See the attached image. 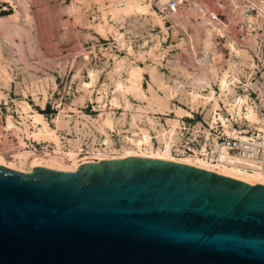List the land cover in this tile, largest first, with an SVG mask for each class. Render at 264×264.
Returning a JSON list of instances; mask_svg holds the SVG:
<instances>
[{
	"label": "water",
	"instance_id": "1",
	"mask_svg": "<svg viewBox=\"0 0 264 264\" xmlns=\"http://www.w3.org/2000/svg\"><path fill=\"white\" fill-rule=\"evenodd\" d=\"M0 264H264V184L141 156L0 165Z\"/></svg>",
	"mask_w": 264,
	"mask_h": 264
},
{
	"label": "built area",
	"instance_id": "2",
	"mask_svg": "<svg viewBox=\"0 0 264 264\" xmlns=\"http://www.w3.org/2000/svg\"><path fill=\"white\" fill-rule=\"evenodd\" d=\"M147 1L152 12L161 18L163 27L143 21L142 15L122 17L119 24L120 28L128 27L136 32L137 36L131 34L135 36L132 41L141 45L140 49L147 47L152 52L144 54V61L147 60L150 66L162 73L167 84L176 88L177 92L169 99L172 109L165 113L149 112L153 122L150 123L144 117L137 121L138 126L134 128V132L128 130L130 124L127 115L123 125L107 128L108 138L111 140L109 146L104 141L106 135L96 130L89 121L90 129L84 128L83 132L89 130L90 134L76 133L73 129L70 133L62 130L60 138L65 148L69 147L67 139L78 140L75 150L79 158H86L81 164L119 159L116 156L121 153L122 144L136 149V144L127 140L134 138L136 142L142 141L141 150L167 157L162 160L180 162L190 159L264 179V0ZM8 5L13 6L9 0H0V11L8 10ZM140 34L143 35L140 37ZM53 60L57 63L54 69H38L40 72H33L37 76L39 73L41 76L52 77V82L45 88L49 95L47 94L44 105L35 103L30 85H24L21 92L19 89L20 94L13 91L14 98L10 97L9 87L7 96L0 98V147L10 145L11 148L7 151L18 148L19 135L23 136L25 142L22 149L53 151L52 143L36 141L18 133L14 127L7 126L6 120L10 116L15 125L22 126L15 101L24 100L31 107H39L42 111L54 110L57 114L65 108L58 110L65 95L58 91L56 81L60 78L61 82L69 76L75 56L66 58L65 55H56ZM59 64L71 67L59 68ZM85 72L84 75L79 73L81 76L75 78L79 80L78 83L73 78L75 74H72L71 79L74 81L70 80L63 87L66 96L70 92L74 97V92L81 93L78 86L90 81L89 71ZM145 75L149 80L148 73H144L143 86ZM83 76L88 80H81ZM103 76L106 73L100 71L92 91L93 99L85 101L86 107H90L89 111L97 112L96 117L105 110L119 118L123 108L110 106V93L103 99L106 101L104 106L94 100L99 94L96 89L101 85L100 81H108L107 76L106 79ZM12 82L14 81H10L9 86ZM109 87L112 89V86ZM4 89L6 87L0 86V91L4 92ZM37 95L39 97L41 94ZM129 97L134 105L139 103ZM192 99H195L194 102ZM72 104L73 102L67 105L71 108L67 109L65 115V118L72 117L71 126L81 114L92 118V114L84 113L78 107L72 109ZM175 107L181 108L185 113L177 115ZM172 121L176 123L172 124ZM48 122L51 127H55L53 118ZM140 128L147 130L146 141L138 140L143 138ZM29 129L32 130L33 127L29 126ZM106 148L110 158H88Z\"/></svg>",
	"mask_w": 264,
	"mask_h": 264
},
{
	"label": "rangeland",
	"instance_id": "3",
	"mask_svg": "<svg viewBox=\"0 0 264 264\" xmlns=\"http://www.w3.org/2000/svg\"><path fill=\"white\" fill-rule=\"evenodd\" d=\"M9 1L13 6L10 7L8 5L9 8L8 10L0 11V68H1L0 79L2 80L5 79V81L0 80V86L6 87V89H4V92L0 91V98L7 96L9 87L11 89L10 97L14 98L15 97L14 92L20 94V92L22 91L21 89L24 85L25 86L30 85V87L33 89L35 103H37L38 105H44L45 103L44 100H46L44 99V94L45 92L46 94H48L45 88L50 82H52V77L41 76L39 75V73H37L38 74L37 76L33 72H36L38 69L40 71L44 69H54L57 63L53 60V58L56 57V55H65L66 58L67 57L72 58L75 56V60L73 61L74 64L72 66L69 76L67 77L65 76L66 78H64L61 82H60V78H58V80L56 81V83H58V91L62 95H65V98H63V100L61 101V107L58 108V110L59 109L61 110L63 109V107H65L62 111H60L58 114L57 111L50 109H46L45 111H42L40 110L39 107H31L30 104L24 100L15 101L17 106L16 110L18 111L19 116L21 118L22 126L15 125L10 116H7V126L10 128L14 127L21 134H25L26 132H29L30 131L29 126H32L34 129V133L31 134V137L34 138V134L38 131V129L42 128V125L40 124L39 125L32 124L34 120H32L31 117L34 116V113H39V114L43 113L45 116L43 114L41 115L47 117L48 120L53 118V123L55 124V127H51L48 120H46V118L45 120L48 123L52 132L53 131L54 133L56 132L58 137H59L58 131L71 130L70 118L72 117L67 116L65 118V115L67 114L66 113L67 109L71 108L68 107L67 105H71L72 102H73L72 109H75L74 107H78L79 109H82L84 113L92 114V118L89 116L85 117V114H81L80 115L81 117L84 116L83 118H87V119L91 118L97 122L99 116L103 112H101L98 115V117H96L97 112L89 111L90 107H86L87 102L85 101H87L88 99H93L91 95L94 86L97 83V79L100 71H102L103 74L106 73L108 81L107 82L105 80L100 81V83L101 82L102 83L96 89L99 94L96 97H94V100H96L97 102H99L100 98L105 95L104 94L105 92L106 94L108 93L111 94V101H112V98L115 96L114 92L117 89L116 85H118L121 82L123 83V85H125L132 80L133 72H132L131 64L134 67L138 66L141 68H145L147 65L152 69L155 68L153 66H150L148 64V61L147 60L144 61L143 58L145 57L144 54L145 53L150 54L151 50L148 51L147 47L144 49H140L141 45H138V43L136 42L134 43L132 41V39L135 36H137L135 35L136 32L133 29H129L128 27H125L124 29L120 28L119 21L122 19V17H126V16L132 17L134 15H141V14H137V13L131 15L122 14L120 15V17L119 16L115 17L114 12L112 11L113 13H111L109 11L111 5L109 3H111L110 1L112 0H98L97 2H95L94 0L93 1L85 0L86 2H84L83 0H78V1L77 0H9ZM145 1H146L145 4L150 6V3L147 0ZM113 7L114 5L111 6L112 10L114 9ZM105 14L107 15L106 16L107 18L104 17ZM143 14H142L144 18L143 21L150 22L155 25H160V24L162 25V21L159 16L155 14H153L154 15L153 16L152 13H147V15H145V13ZM157 19L159 20L158 22ZM110 27L111 30H109ZM161 27H163V25ZM104 28H106V30ZM98 29L100 30V33L102 29L105 30L106 33L104 31V33L103 34L101 33L102 34L101 35ZM131 34H134L135 36ZM142 35L143 34H140V37ZM119 37H121V39ZM128 49L129 51L133 50L134 53L133 54L129 53ZM138 53L139 55L140 54L142 55L140 56L141 59L139 55H137ZM66 60L69 59H65V61ZM123 61H126V65H127L126 69H124L122 72H117L119 64ZM69 62H72V60H69ZM62 67L70 68L71 66L70 65L63 66V64H59V68ZM85 71H89L90 81L87 83L80 84L78 86V90L81 91V93H78V91H76V93L74 92L75 95L74 97L70 92L69 96H66L65 89L63 87L65 85L67 86L70 80L74 81L75 78H79L81 76L79 73L84 75L86 73ZM30 72L32 74H30ZM13 73H15L16 75L14 76ZM157 73L159 75L160 80L162 81V82L160 81V83H162L160 86L162 89L160 87L155 86L156 88L155 90L159 97H165L169 91L166 87L165 82L163 81L164 79L162 77V74L159 71H157ZM72 74H75L73 76L74 79H71ZM92 74L93 76H95L96 79V80L94 79V82L91 77ZM106 76H103V78L106 79ZM143 77H144V73H143ZM145 78L146 79H144V88L148 89L150 83H152L150 81L151 77L149 75V80H148L147 76L145 75ZM12 80L14 82H12L11 86H9V83ZM81 80H88V79H86V76H83ZM75 81L77 83L79 82V80L77 79H75ZM14 84L16 85V87ZM109 86H112V89H109L110 88ZM73 88L75 89L76 87ZM103 90L104 91L107 90V91L103 92ZM38 93L41 94L42 96L39 95L38 97L37 95ZM93 96H95V94ZM103 99H101L100 103L103 102ZM127 100L130 103H132L130 97H128V99H125L124 97L123 100L121 98L120 102L117 104L116 107H122L125 110L126 108L124 107H126ZM137 101L140 103L139 100ZM24 102L25 104H28L31 107L27 112L25 110L23 111L25 106V104H23ZM139 105L142 104L140 103ZM136 108L132 110L130 109L131 111L127 109L125 110V112L130 111L133 118V116L136 115L134 114ZM55 114L57 115L55 116ZM103 114L107 115L108 113H103ZM110 115L113 117L112 114ZM114 119L116 120V118ZM59 120H61L62 123L59 122ZM94 120L93 122L97 124L98 130L104 133L103 131H101L99 123H96ZM36 141H45V140H36ZM22 143L24 142L22 141L21 144ZM9 148H11L10 145H3V147H0V153L4 152V154H6L9 152L13 153V151H15L13 149L12 151L8 150L9 151L8 152L7 149ZM20 150L21 148L18 145L17 151ZM24 153H28V152H24Z\"/></svg>",
	"mask_w": 264,
	"mask_h": 264
},
{
	"label": "bare ground",
	"instance_id": "4",
	"mask_svg": "<svg viewBox=\"0 0 264 264\" xmlns=\"http://www.w3.org/2000/svg\"><path fill=\"white\" fill-rule=\"evenodd\" d=\"M83 1L86 2L85 0H83ZM94 1L97 2L98 0H94ZM112 1H110L111 3H109V4H111L109 11L111 13L114 12L115 17L116 16L120 17V15H122V14H124V15H131V14H136V13L141 14V15L143 13H145V15H147V13H152V15L154 14L151 11L150 6L145 4L146 3L145 0H118V1L114 0L113 2ZM82 4H85V3H82ZM113 5H114V7H113L114 9L112 10L111 6H113ZM106 14L104 16L105 18H107ZM158 21L159 20L157 19V22ZM98 25H100V24H98ZM96 27H98V26H96ZM100 27H102V26H100ZM106 28H104V29L106 30ZM105 30L102 29L101 33L103 34ZM109 30H111V27ZM98 31L100 33L99 29H98ZM105 33H106V31H105ZM117 35H118V33H117ZM119 38L121 39V37H119ZM128 51H129V49H128ZM129 53L133 54L134 52H133V50L132 51L130 50ZM150 54H152V52H150ZM137 55H139V53ZM140 56H142V55L140 54L139 57ZM140 59H141V57H140ZM126 66H127L126 61L121 62L118 66L117 72H122L124 69H126ZM131 66H132L131 68H132V72H133L132 80L130 78L131 81L129 80L130 82H128L125 85H123L122 82H121L122 84L119 83L118 85H116L117 89L114 92L115 96L112 98V101H111V95H110L109 103L111 102L110 103L111 107L112 106L116 107L117 104L120 102L121 98L123 100L124 97H125V99H128L129 96H132L134 99L139 100L142 105H139L140 103H137L136 105H134L127 100V102L124 101L127 103L126 107H124V106L123 107L126 108L125 110H127V109L132 110V109L137 107L136 111L134 113L136 115H134L132 118V114L130 112L131 110L128 112H125V110L123 109L121 117L116 118V120H115L114 119L115 117H112L110 115L111 114L110 112H107L104 110L103 113H108V114L104 115L103 113H101L97 122L94 119H91V118L87 119V118H83L84 116L83 117L80 116V118H77V121H76V119H74V124L71 126V130L67 131L68 133H70L73 129L76 133H82L83 135L90 134L91 132L89 130H86L85 132H83V129L84 128L90 129L88 122H87V121H89L91 123V125L96 130H98L97 124H95L93 122V120H94L96 123H99L101 131H103L104 134L106 135L104 141H105L106 145L109 146L111 143V140H110V138H108V132H106L107 128H113L114 126L119 124L120 121H121L120 124L123 125L126 121L127 115H129V124H130V129H128V130L134 132V128L138 126L137 121H141L144 117L146 119H148V121L150 123L153 122V120L151 119L152 117L148 115L149 112L165 113L168 110L170 111L169 99H170V96L172 97L177 92L176 88L167 84L164 77H163V74L161 73L162 77L164 79L163 81L165 82L166 87H167L169 92H168V94L166 93L167 95L165 97H159L157 95L156 90H155L156 89L155 86L160 87L162 83H160L161 80L159 78V75L157 73L156 68L152 69L151 67H149L147 65L145 68H141L138 66L134 67L132 64H131ZM5 72H6V70H5ZM143 73H149V75L151 77L150 81L152 83H150L148 89H145L144 86L142 85V81L144 78ZM91 77H92V80L94 82L95 76H93V74H92ZM4 78H6V77H4ZM0 80H2V79H0ZM2 81H5V79ZM5 86H7V85H5ZM42 90H44V89H42ZM105 91H107V90H105ZM105 91L103 90V92H105ZM104 94L105 95L103 97L105 98V96L107 94H106V92ZM46 96H47V94L45 92L44 99H46ZM103 97L100 98V101L98 99V101L101 102V99H103ZM194 100L195 99H192L193 102H194ZM44 102H45V100H44ZM23 104H25V102ZM101 104H102V106H103V104L105 105L106 101L105 102L103 101ZM29 108H31V107L28 104H25L24 109L23 108L22 109H23V111L25 110L27 112V111H29ZM178 110H179V112L177 114ZM174 112L177 115H182L185 113V111H183L181 108H176V107L174 108ZM127 113H129V114H127ZM85 117H88V116L85 115ZM31 118H32V120H34V122L32 123L33 125H35V124L42 125V128L38 129V131L34 134L33 139L45 140L44 142L52 143L53 144V151H49V149H44L42 151L37 152V151H33V150L22 149V147L25 146V142L23 140L22 135H19L18 145L21 148V150L17 151V149H14L15 151H13V153H6V154H4V152H1L0 153V165L5 166V167L10 168V169L21 171V172H30L32 170V168L36 167V166H43V167L48 168V169L59 170V171H74L77 167H79V165L83 161H85L86 158H79L78 152L75 150V148L78 147V140L67 139V142L69 143V147L65 148L63 141L60 138V131H62V130L58 131L59 132V137H58L56 132L55 133H54V131L52 132V130L50 129V127H49L48 123L46 122L45 117L43 115H41L39 113H34V116H32ZM71 120H72V118H70V122H71ZM118 120H120V121H118ZM57 121H58V119H57ZM59 122L62 123L61 120H59ZM175 123H176V121H172V124H175ZM79 125H81V127H79ZM64 126H66V125H64ZM16 132H18L17 129H16ZM139 132L143 135L144 139L138 138V140L146 141L147 140V138H146L147 130L144 128H140ZM33 133H34V129L30 130L29 132H26L25 135L27 137H31V134H33ZM123 139L125 141L126 137H124ZM127 140L132 141V143L136 144V149L132 146L129 147L126 144H122L121 153L119 154V156H116V157L122 158V157H127V156H141V157H152V158H158V159H167L166 156H163L159 153H154V152L148 153L145 150H141L140 147H141L142 141L136 142V140H134V138H129ZM22 141L24 143L21 144ZM24 152H28V153H24ZM97 152H98V154H92L88 158L90 160H100V159L110 158L109 154L107 153V148L102 150V151L98 150ZM101 152H103V153H101ZM9 159H11V160H9ZM180 162L190 164V165H196L198 167H202V168L208 169L210 171L212 170L218 174L225 175L228 177H232L234 179H238V180H241L243 182H248V183H253V184H256V183L264 184V179H262L261 177H259L257 175L239 172V171H236L234 169H226V168L208 166L205 164L197 163L196 161H192L190 159H183V160H180Z\"/></svg>",
	"mask_w": 264,
	"mask_h": 264
},
{
	"label": "crops",
	"instance_id": "5",
	"mask_svg": "<svg viewBox=\"0 0 264 264\" xmlns=\"http://www.w3.org/2000/svg\"><path fill=\"white\" fill-rule=\"evenodd\" d=\"M170 110H171V107H170ZM181 111V110H180ZM179 110L177 111V114H178Z\"/></svg>",
	"mask_w": 264,
	"mask_h": 264
}]
</instances>
